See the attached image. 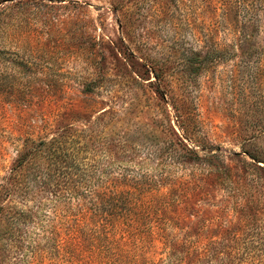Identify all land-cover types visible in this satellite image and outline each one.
I'll use <instances>...</instances> for the list:
<instances>
[{
	"label": "rangeland",
	"instance_id": "rangeland-1",
	"mask_svg": "<svg viewBox=\"0 0 264 264\" xmlns=\"http://www.w3.org/2000/svg\"><path fill=\"white\" fill-rule=\"evenodd\" d=\"M243 2L0 0V264H264V16Z\"/></svg>",
	"mask_w": 264,
	"mask_h": 264
},
{
	"label": "trees",
	"instance_id": "trees-1",
	"mask_svg": "<svg viewBox=\"0 0 264 264\" xmlns=\"http://www.w3.org/2000/svg\"><path fill=\"white\" fill-rule=\"evenodd\" d=\"M243 3H245L247 5L242 6V7L237 5L236 8L241 9L239 11L245 13L246 18L249 19V21H259L258 18L261 15L264 16V0H245V2H243ZM247 6H248V8H247ZM59 145L60 144H59L58 140H56V139L50 140L47 143L41 142L39 144V146L43 149V152L47 153V155L50 156V158H51L50 161L53 162L54 169L57 170L58 173L61 172V174L63 175V178L68 176V179H69L68 183L70 184L69 186L72 188L71 190L76 191V190H78L77 186H80L79 182L76 179H74L76 176V174H74V172L76 170V168H75L76 165H75V163H73L71 161L70 158L68 159L65 157L66 151H64L62 149V147H59ZM185 150L188 152L187 155L190 156L187 159H189V160L190 159H193V160L199 159V157L197 156V154L195 153L194 150L188 149L187 147L185 148ZM183 156H185V155H183ZM23 158H24V155H21V157L18 161V165H21V161ZM77 177H78V175H77ZM86 203H88V201L87 202L81 201V203L79 204L81 206L82 212L84 210V207L86 209ZM79 213H80V211H78V214ZM82 215H84V214H82ZM132 217L135 219V212H131L130 218H132Z\"/></svg>",
	"mask_w": 264,
	"mask_h": 264
}]
</instances>
